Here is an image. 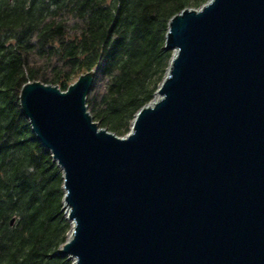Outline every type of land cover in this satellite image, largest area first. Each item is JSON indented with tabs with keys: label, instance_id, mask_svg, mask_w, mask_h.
<instances>
[{
	"label": "water",
	"instance_id": "water-1",
	"mask_svg": "<svg viewBox=\"0 0 264 264\" xmlns=\"http://www.w3.org/2000/svg\"><path fill=\"white\" fill-rule=\"evenodd\" d=\"M160 95L124 136L67 90L20 104L63 171L72 264H264V0H208L169 21ZM13 223V220L11 221Z\"/></svg>",
	"mask_w": 264,
	"mask_h": 264
},
{
	"label": "trees",
	"instance_id": "trees-1",
	"mask_svg": "<svg viewBox=\"0 0 264 264\" xmlns=\"http://www.w3.org/2000/svg\"><path fill=\"white\" fill-rule=\"evenodd\" d=\"M207 1L0 0V264L73 263L58 253L72 227L63 171L22 111V86L65 91L93 69L87 109L124 136L169 68L170 19Z\"/></svg>",
	"mask_w": 264,
	"mask_h": 264
},
{
	"label": "bare ground",
	"instance_id": "bare-ground-1",
	"mask_svg": "<svg viewBox=\"0 0 264 264\" xmlns=\"http://www.w3.org/2000/svg\"><path fill=\"white\" fill-rule=\"evenodd\" d=\"M159 98H160V95L155 94V99H159Z\"/></svg>",
	"mask_w": 264,
	"mask_h": 264
},
{
	"label": "rangeland",
	"instance_id": "rangeland-1",
	"mask_svg": "<svg viewBox=\"0 0 264 264\" xmlns=\"http://www.w3.org/2000/svg\"><path fill=\"white\" fill-rule=\"evenodd\" d=\"M75 82V81H74ZM74 82H72V83H74ZM65 213H66V215H68L67 214V208L65 207ZM68 218V217H67ZM72 226V225H71ZM72 228V227H71ZM68 236H69V234H68Z\"/></svg>",
	"mask_w": 264,
	"mask_h": 264
}]
</instances>
